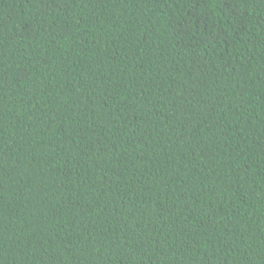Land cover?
<instances>
[{
	"label": "trees",
	"instance_id": "1",
	"mask_svg": "<svg viewBox=\"0 0 264 264\" xmlns=\"http://www.w3.org/2000/svg\"><path fill=\"white\" fill-rule=\"evenodd\" d=\"M0 264H264V0H0Z\"/></svg>",
	"mask_w": 264,
	"mask_h": 264
}]
</instances>
